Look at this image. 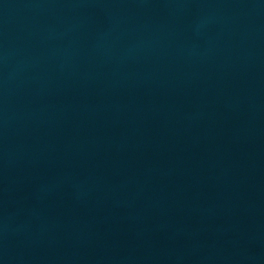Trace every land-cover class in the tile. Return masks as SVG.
Returning a JSON list of instances; mask_svg holds the SVG:
<instances>
[{"label": "water", "instance_id": "1", "mask_svg": "<svg viewBox=\"0 0 264 264\" xmlns=\"http://www.w3.org/2000/svg\"><path fill=\"white\" fill-rule=\"evenodd\" d=\"M0 264H264V0H0Z\"/></svg>", "mask_w": 264, "mask_h": 264}]
</instances>
